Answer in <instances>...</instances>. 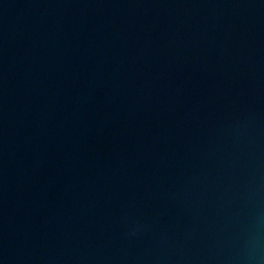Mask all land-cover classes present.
Listing matches in <instances>:
<instances>
[{
	"label": "water",
	"instance_id": "95a60500",
	"mask_svg": "<svg viewBox=\"0 0 264 264\" xmlns=\"http://www.w3.org/2000/svg\"><path fill=\"white\" fill-rule=\"evenodd\" d=\"M0 264H264V0H0Z\"/></svg>",
	"mask_w": 264,
	"mask_h": 264
}]
</instances>
